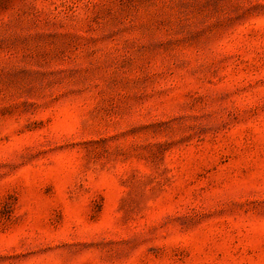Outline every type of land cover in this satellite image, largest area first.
<instances>
[{
  "label": "rangeland",
  "instance_id": "rangeland-1",
  "mask_svg": "<svg viewBox=\"0 0 264 264\" xmlns=\"http://www.w3.org/2000/svg\"><path fill=\"white\" fill-rule=\"evenodd\" d=\"M0 264H264V0H0Z\"/></svg>",
  "mask_w": 264,
  "mask_h": 264
}]
</instances>
